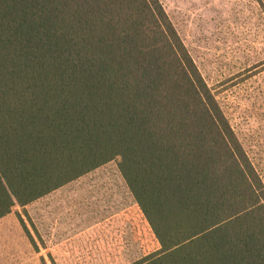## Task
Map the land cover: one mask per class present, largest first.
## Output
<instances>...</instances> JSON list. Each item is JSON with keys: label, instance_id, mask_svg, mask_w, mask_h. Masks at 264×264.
<instances>
[{"label": "trees", "instance_id": "obj_1", "mask_svg": "<svg viewBox=\"0 0 264 264\" xmlns=\"http://www.w3.org/2000/svg\"><path fill=\"white\" fill-rule=\"evenodd\" d=\"M111 160L158 244L129 264H264V183L160 1L0 0V218Z\"/></svg>", "mask_w": 264, "mask_h": 264}, {"label": "rangeland", "instance_id": "obj_2", "mask_svg": "<svg viewBox=\"0 0 264 264\" xmlns=\"http://www.w3.org/2000/svg\"><path fill=\"white\" fill-rule=\"evenodd\" d=\"M159 1L264 183V0ZM12 224L41 264H129L158 248L117 160L14 206L0 230Z\"/></svg>", "mask_w": 264, "mask_h": 264}, {"label": "crops", "instance_id": "obj_3", "mask_svg": "<svg viewBox=\"0 0 264 264\" xmlns=\"http://www.w3.org/2000/svg\"><path fill=\"white\" fill-rule=\"evenodd\" d=\"M0 231L3 236V242L0 245V264H10V262L12 264H21L22 261L26 264H41L39 256H37L38 251L35 250L26 236L22 226L12 224L10 228L6 226ZM10 256H16L18 261H16L17 259L10 261Z\"/></svg>", "mask_w": 264, "mask_h": 264}]
</instances>
